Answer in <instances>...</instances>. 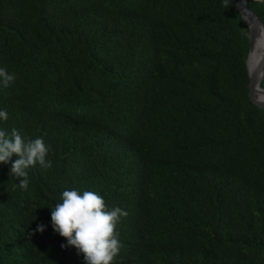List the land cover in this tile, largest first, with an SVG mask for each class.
I'll list each match as a JSON object with an SVG mask.
<instances>
[{
  "label": "trees",
  "instance_id": "1",
  "mask_svg": "<svg viewBox=\"0 0 264 264\" xmlns=\"http://www.w3.org/2000/svg\"><path fill=\"white\" fill-rule=\"evenodd\" d=\"M235 2L0 0V130L52 164L26 191L0 165V264H85L52 228L65 190L128 213L114 264H264V109Z\"/></svg>",
  "mask_w": 264,
  "mask_h": 264
},
{
  "label": "clouds",
  "instance_id": "2",
  "mask_svg": "<svg viewBox=\"0 0 264 264\" xmlns=\"http://www.w3.org/2000/svg\"><path fill=\"white\" fill-rule=\"evenodd\" d=\"M14 81V74L0 68V83L4 87ZM0 119H8L6 111L0 110ZM48 152L43 139H25L16 129H12L9 137L0 130V165L11 164L9 176L19 181L18 187L22 190L28 189L26 170L29 167L39 164L44 169L51 168V162L46 159ZM13 156L18 157L14 162ZM61 201L51 208L52 228L67 241L61 247H74L85 264H114L122 247L116 227L128 213L120 207L109 210L103 196L94 191L65 190ZM45 230L40 224L35 231L43 233Z\"/></svg>",
  "mask_w": 264,
  "mask_h": 264
},
{
  "label": "water",
  "instance_id": "3",
  "mask_svg": "<svg viewBox=\"0 0 264 264\" xmlns=\"http://www.w3.org/2000/svg\"><path fill=\"white\" fill-rule=\"evenodd\" d=\"M236 10L241 13L243 24H244V32L246 33V30L249 29V40H250V50L247 58V67L249 71V96L253 104H255L257 107L264 109V98H259L257 96V93L260 92L262 96L264 97V89L261 86V83L264 80V50L262 53V56L260 60L258 61L257 65L254 66L252 69L249 66V61L251 58V55L254 51V36L255 32L250 28L248 23H251L253 25L262 27L264 30V23L262 20L257 16L249 7L247 0H236L235 2Z\"/></svg>",
  "mask_w": 264,
  "mask_h": 264
},
{
  "label": "bare ground",
  "instance_id": "4",
  "mask_svg": "<svg viewBox=\"0 0 264 264\" xmlns=\"http://www.w3.org/2000/svg\"><path fill=\"white\" fill-rule=\"evenodd\" d=\"M250 28L255 32L254 36V51L251 55L249 66L252 69L254 66L257 65L258 61L260 60L263 50H264V30L262 27L253 25L248 23ZM259 98H264L260 92L257 93Z\"/></svg>",
  "mask_w": 264,
  "mask_h": 264
}]
</instances>
